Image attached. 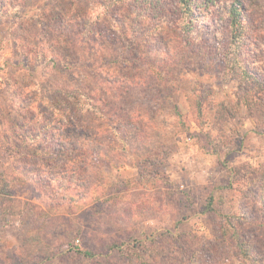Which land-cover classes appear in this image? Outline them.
I'll use <instances>...</instances> for the list:
<instances>
[{"label":"rangeland","instance_id":"374dc122","mask_svg":"<svg viewBox=\"0 0 264 264\" xmlns=\"http://www.w3.org/2000/svg\"><path fill=\"white\" fill-rule=\"evenodd\" d=\"M156 19L111 0L0 16V264H264V0L189 33ZM60 132L85 152L55 159Z\"/></svg>","mask_w":264,"mask_h":264},{"label":"trees","instance_id":"16d2710c","mask_svg":"<svg viewBox=\"0 0 264 264\" xmlns=\"http://www.w3.org/2000/svg\"><path fill=\"white\" fill-rule=\"evenodd\" d=\"M24 0H0V16L4 15V13H9L11 11H17L20 8V3ZM115 5L121 6L123 9H129L133 11V14L138 18H144V19H152L156 21H164L166 19H173L178 25L179 22H183V30L186 32H191L192 25H195L196 18L201 17L202 14L206 13L207 10L214 8L218 2L221 0H111ZM236 2H240V0H235ZM174 8H171V7ZM242 3L237 4L236 7H232V11L229 12V19L231 27V34L233 35V39H240V36L237 37V30L241 31V37L242 32H244L245 29V21L240 17L242 16ZM197 12V14H196ZM242 39V38H241ZM237 41V40H236ZM245 78L249 79L251 86H255L259 84V79L253 76L252 74H249L248 72H245ZM255 88H247L248 91H253ZM264 95V94H263ZM245 101L246 104H249L252 102L249 98ZM238 102V106L242 104V102ZM202 105L199 103L198 110L200 113H202ZM221 110L219 111V117L223 116L227 118V115L223 112L226 111L229 113L230 108L226 104H221ZM223 110V111H222ZM44 129V128H43ZM60 131V129H58ZM34 135L31 134V138ZM26 137V135H25ZM52 137H54L52 135ZM55 137H58L61 141L65 142V146H68L66 149L65 146L61 145L60 150H54L53 154L56 155L55 159H61L65 157L71 156L70 154H76L81 153L82 151L85 152V150L80 151L81 140L82 136L75 134L74 136L68 137L65 135V133L60 132L59 134H56ZM208 143L211 145L213 151L219 152L220 150V143L217 142L215 138H213L212 134L208 133ZM22 139V138H20ZM221 142V141H220ZM23 143H25L23 139ZM17 147V150H15V153H20V150ZM210 207V206H209ZM114 247H118L117 245ZM243 252L247 253L248 251L244 250L242 248ZM87 256H92L90 252L85 253ZM248 255V254H246Z\"/></svg>","mask_w":264,"mask_h":264}]
</instances>
